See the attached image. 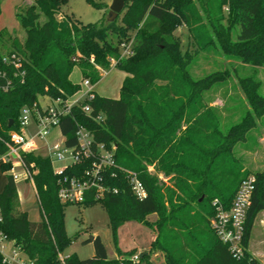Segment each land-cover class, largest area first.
<instances>
[{
	"label": "trees",
	"instance_id": "trees-1",
	"mask_svg": "<svg viewBox=\"0 0 264 264\" xmlns=\"http://www.w3.org/2000/svg\"><path fill=\"white\" fill-rule=\"evenodd\" d=\"M68 2L32 0L18 10L23 41L5 28L0 30V155L7 150L9 132L18 129L23 108H40L39 96L66 102L80 91L81 86L71 80L75 67L92 84L103 72L119 68L126 77L118 98L92 90V98L72 104L60 118L59 129L67 146H77L76 131L83 126L93 134V151L103 144L114 152L115 164L102 172L109 191L95 199L93 187L76 204L104 203L114 239L126 221L144 223L155 233L150 252L160 251L167 264H261L249 252L248 242L256 216L264 210V172L253 173L256 186L245 224L244 255L233 256L211 226L214 201L230 208L241 181L252 174H244L233 149L246 138L255 117L248 113L224 131L204 94L230 72L194 78L190 67L199 51L211 48L264 67V0H126L115 21L104 17L95 23L72 18L60 21L57 14ZM183 26L190 36L185 49L176 33ZM122 45L129 46L127 55H122ZM13 53L21 61L20 68L5 60ZM240 84L255 115L264 114L259 82L243 77ZM84 105L90 106L89 113ZM93 158L69 165L59 174L49 156L24 154L39 202L40 219L36 221L20 208L17 184L7 174L0 192V233L20 246L33 264H139L144 258L151 264L149 252L134 262L135 253L119 247L118 256L109 259L100 236L93 240L92 257L71 255L64 257V263L60 260L59 254L72 240L64 213L70 203L59 199V181L62 175L80 176ZM158 162L166 163L171 184L159 186L146 173L145 164ZM0 169L7 172L10 164ZM132 172L146 190L142 199L132 190ZM153 213L157 217L150 220ZM0 264H6L2 256Z\"/></svg>",
	"mask_w": 264,
	"mask_h": 264
},
{
	"label": "rangeland",
	"instance_id": "rangeland-1",
	"mask_svg": "<svg viewBox=\"0 0 264 264\" xmlns=\"http://www.w3.org/2000/svg\"><path fill=\"white\" fill-rule=\"evenodd\" d=\"M94 1L102 3L104 7L98 8L88 0H69L68 4L57 14V18L60 21L65 20V18H72L83 23H95L103 20L104 17L107 19L109 7L113 0ZM0 2V30L5 28L11 36H17L23 41L25 31L16 18V12L31 3L32 0H0ZM176 33L181 36L183 49H185L190 42L187 28L185 26L180 27ZM6 48H10V41L8 40H6ZM217 71H228L230 76L213 84L211 89L204 94L205 102L214 110L224 131L240 122L248 113L255 117L254 125L247 132L246 138L235 144L233 155L240 160L244 174L264 172V114L255 115L245 90L240 84L241 78L252 77L253 80L259 82V91L264 94V67L253 66L241 62L240 59L228 57L217 48L199 51L190 67V72L194 78H201ZM71 77L74 83L81 86L74 98L83 99L86 88L82 85L84 79L78 67L74 68ZM125 77L124 71L112 67L104 72L101 79L94 84V90L100 96L117 98L120 96V86ZM39 104L45 107L51 105L52 102L47 96H39ZM28 132L31 134L36 132L33 124L29 126ZM64 139L59 127H55L47 137L34 139L29 147L35 150V154L46 156L54 144L59 143L61 147H64ZM62 165L64 164L61 162L53 164L56 169H60ZM145 167L146 173L155 178L159 186L172 183V174L168 171L166 163L145 164ZM6 179V172L0 169V191L6 183ZM17 188L20 195V208L27 212L30 220L40 219L35 186L32 185V182L21 178L17 180ZM64 213L67 235L72 242L61 252L63 258L71 255H76L80 259L92 257L94 244L90 237L100 236L109 259L118 256L117 247H119L123 252L133 251L138 255L149 252L148 258L151 264H167L160 251L150 252L155 233L140 221L128 220L120 225L117 229L116 239H114L108 211L104 203L100 201L89 205L70 203L65 206ZM156 217L154 213L148 216L150 220H155ZM256 258L264 264V258ZM139 264H148V260L144 258Z\"/></svg>",
	"mask_w": 264,
	"mask_h": 264
},
{
	"label": "built area",
	"instance_id": "built-area-1",
	"mask_svg": "<svg viewBox=\"0 0 264 264\" xmlns=\"http://www.w3.org/2000/svg\"><path fill=\"white\" fill-rule=\"evenodd\" d=\"M122 47L124 54L127 55L129 46L122 45ZM5 60L11 62L15 68L21 67V61L14 53L11 56H7ZM23 74L24 72H22ZM82 85L87 88L83 94V99L92 98L93 94L90 93L92 91L90 90L92 83L89 79H84ZM83 99L78 98L73 103H69V100L65 102L62 99H55L52 100L51 105L46 107L23 108L18 119V129L10 131L9 139L5 142L7 150L0 155V167L3 164H10V169L7 173L13 177L15 182L23 178L34 185L33 175L25 163L24 154L35 152L29 147L33 140L47 137L53 128L60 126L61 116L70 111L71 105ZM83 110L89 113L91 108L89 105H84ZM99 117L101 116H98V119ZM32 124L34 129H36L34 134L28 132L29 126ZM76 138L77 146L69 147L65 144L64 147H61L59 143H56L50 147L46 155L50 157L53 164L55 162L64 164L60 169H56L53 166L55 172L59 174H62L69 165L78 164L94 157L92 164L80 176H61L58 196L65 203L83 202L86 192L93 187H96L95 199L102 198L105 192L109 191L103 185L102 172L115 164L113 150L106 149L103 144H98L96 150L93 151L94 137L88 129L79 126L76 131ZM129 181L136 196L140 199L144 198L146 190L136 173H130ZM255 186L256 177L250 174L241 181L230 208H225L218 203V200L214 201L216 214L211 220V226L220 240L228 245L233 256L237 258H241L244 255L245 224ZM0 256H2L3 262L6 264H33L24 250L16 245L13 240H8L2 233H0ZM59 258L64 263V258L61 254H59ZM139 258L140 256L135 254L132 260L136 262Z\"/></svg>",
	"mask_w": 264,
	"mask_h": 264
},
{
	"label": "crops",
	"instance_id": "crops-1",
	"mask_svg": "<svg viewBox=\"0 0 264 264\" xmlns=\"http://www.w3.org/2000/svg\"><path fill=\"white\" fill-rule=\"evenodd\" d=\"M80 72V70H79ZM106 72V71H105ZM104 73V72H103ZM81 74V72H80ZM126 74V73H125ZM72 75V74H71ZM103 75V74H102ZM72 80V77H71ZM73 81V80H72ZM74 82V81H73ZM121 87V86H120ZM87 90V88L85 89V91ZM90 90H94V84H92V86L90 87ZM84 91V92H85ZM95 91V90H94ZM96 92V91H95ZM75 95H73L71 98H69V103H73L76 99L78 98H74ZM115 98V97H113ZM118 98V97H117ZM52 102V101H51ZM48 106V105H47ZM46 107V106H45ZM8 173L6 172V175ZM28 181V180H27ZM7 182V179H6ZM30 182V181H28ZM6 184V183H5ZM17 184V182H16ZM33 185V184H32ZM5 186V185H4ZM18 191V188H17ZM1 192V191H0ZM18 196L20 197V195L18 194ZM39 220V219H38ZM248 250L251 254H254L256 257L259 258H264V210L259 212L256 216V219L254 221L253 227H252V231H251V236L248 242ZM258 259V258H257ZM260 262V260H259ZM261 264H263L262 262H260Z\"/></svg>",
	"mask_w": 264,
	"mask_h": 264
},
{
	"label": "water",
	"instance_id": "water-1",
	"mask_svg": "<svg viewBox=\"0 0 264 264\" xmlns=\"http://www.w3.org/2000/svg\"><path fill=\"white\" fill-rule=\"evenodd\" d=\"M126 0H113L112 4L109 7L107 21L113 22L117 19L118 15L123 11L125 7ZM13 120H10V126L12 125ZM91 240H94L95 236L90 237ZM142 256V254L140 255Z\"/></svg>",
	"mask_w": 264,
	"mask_h": 264
}]
</instances>
